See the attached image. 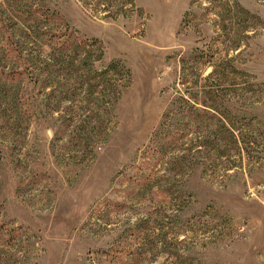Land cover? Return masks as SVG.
I'll use <instances>...</instances> for the list:
<instances>
[{
	"label": "rangeland",
	"instance_id": "rangeland-1",
	"mask_svg": "<svg viewBox=\"0 0 264 264\" xmlns=\"http://www.w3.org/2000/svg\"><path fill=\"white\" fill-rule=\"evenodd\" d=\"M0 264H264V0H0Z\"/></svg>",
	"mask_w": 264,
	"mask_h": 264
},
{
	"label": "trees",
	"instance_id": "trees-1",
	"mask_svg": "<svg viewBox=\"0 0 264 264\" xmlns=\"http://www.w3.org/2000/svg\"><path fill=\"white\" fill-rule=\"evenodd\" d=\"M130 1H131V0H130ZM130 3H132V2H130ZM50 90L52 91V88H50ZM51 91H50V92H51Z\"/></svg>",
	"mask_w": 264,
	"mask_h": 264
}]
</instances>
